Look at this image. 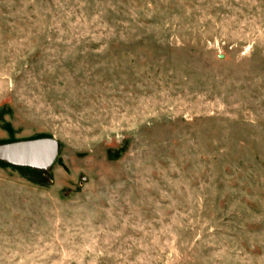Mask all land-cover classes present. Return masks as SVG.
Returning a JSON list of instances; mask_svg holds the SVG:
<instances>
[{
	"label": "rangeland",
	"instance_id": "374dc122",
	"mask_svg": "<svg viewBox=\"0 0 264 264\" xmlns=\"http://www.w3.org/2000/svg\"><path fill=\"white\" fill-rule=\"evenodd\" d=\"M0 264H264V0H0Z\"/></svg>",
	"mask_w": 264,
	"mask_h": 264
},
{
	"label": "water",
	"instance_id": "95a60500",
	"mask_svg": "<svg viewBox=\"0 0 264 264\" xmlns=\"http://www.w3.org/2000/svg\"><path fill=\"white\" fill-rule=\"evenodd\" d=\"M58 156L54 138H36L0 144V162L35 170L50 169Z\"/></svg>",
	"mask_w": 264,
	"mask_h": 264
}]
</instances>
